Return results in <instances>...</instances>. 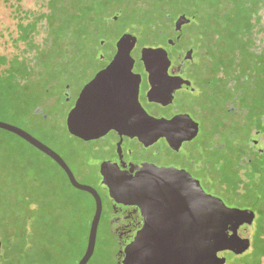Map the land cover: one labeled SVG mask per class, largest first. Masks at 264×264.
I'll return each mask as SVG.
<instances>
[{"label":"trees","instance_id":"obj_1","mask_svg":"<svg viewBox=\"0 0 264 264\" xmlns=\"http://www.w3.org/2000/svg\"><path fill=\"white\" fill-rule=\"evenodd\" d=\"M118 2L120 5L113 7H124L121 0ZM245 2L132 0L125 7L130 11L135 9L138 25L131 28L139 34L140 41L142 39L140 45H158L161 38L166 42L175 18L179 15L185 18V37L191 42L187 48H194L193 60L201 63L195 67V73L188 74L201 90L195 97L194 108L202 122V132L196 141V160L202 166L212 164V174L203 180L207 186L210 185L208 180L216 177L218 185L215 190L233 201L235 206L255 210L253 256L257 264H261L264 256V143L259 140V133L264 132V53L247 46L245 38L250 20L243 21L241 16V5ZM73 3L67 19L52 18V24L57 30L56 27L61 28L65 22L64 27L70 28L74 38L72 45L78 47L85 34L95 39L99 36L96 30L99 14L108 12L110 6L107 0H73ZM58 5L56 0L52 1L54 10ZM46 13L48 11L43 14ZM40 22L44 28L46 22ZM20 26L26 38L32 37L38 28L37 22ZM17 70L21 79L10 77L0 89L13 85L20 87L19 107L23 118L28 119L32 114L43 121L34 110L41 107L50 111L45 103L52 99L54 88L63 87L67 82L66 74L58 64L48 66L36 75L39 79L33 86L28 83L33 68L24 65ZM212 140L223 142V145L213 147ZM14 178L5 182L0 179V239L3 243L0 264H42L49 256L43 240L55 221L52 217L49 222L43 219L44 213L52 211L53 199L49 197L52 189L43 193L36 186L33 189L30 180ZM35 216H38L37 223Z\"/></svg>","mask_w":264,"mask_h":264},{"label":"water","instance_id":"obj_2","mask_svg":"<svg viewBox=\"0 0 264 264\" xmlns=\"http://www.w3.org/2000/svg\"><path fill=\"white\" fill-rule=\"evenodd\" d=\"M184 22L185 18L180 16L176 28ZM137 41V36L131 32L120 37L111 63L86 84L69 111L68 131L84 139H95L111 128H118L146 145L165 136L172 146L177 143L174 147L178 148L184 140L197 136L199 126L193 121L194 125L188 124L185 119H192L187 114L166 119L143 110L138 100L141 77L132 72L135 60L131 52ZM191 54L192 51H188L186 59L191 58ZM142 61L152 85L149 99L172 102V87H181L186 81L169 76L167 51L145 47ZM0 129L20 136L53 158L66 171L75 188L94 197L95 211L87 247L78 263L87 264L95 252L103 210L98 191L79 182L62 156L27 130L2 120ZM103 183L108 185L117 203L137 205L145 218L144 227L125 249L124 264H225L226 257L220 253L231 250L243 254L251 247L250 237H240L238 229L254 223L255 210L228 206L222 198L208 193L201 182L184 169L144 164L136 174L117 171L111 178L105 177ZM2 245L0 239V250Z\"/></svg>","mask_w":264,"mask_h":264},{"label":"rangeland","instance_id":"obj_3","mask_svg":"<svg viewBox=\"0 0 264 264\" xmlns=\"http://www.w3.org/2000/svg\"><path fill=\"white\" fill-rule=\"evenodd\" d=\"M52 1L0 0V56L7 57L5 59L0 57V85L6 84L7 79L13 76L21 79L17 69L27 65L33 68V75L28 83L34 86L33 83L39 79L36 76L38 73L44 72L48 66L53 67L58 64L66 74V83L72 86V94L65 93L62 87L54 88L51 93L52 99L45 103L50 109V113L41 107H36L34 110L41 118L43 117L42 121L39 117L33 116L32 112L29 113L31 117L23 118V111L19 107L22 98L21 88H17L16 85L13 87L4 86L0 89V120L27 130L58 154L71 157L70 162L74 166L78 181L93 186L96 184V178L86 176L83 166L88 161L83 153L88 152L90 146H84L69 133L66 119L78 92L98 72L103 62L110 59V54L105 49H95L94 38L88 40L89 42H85V39L81 38V44L78 47L72 45L71 42L74 38L72 39L70 28L64 27L66 26L65 22L62 23L61 28L57 26V30H54L55 25L52 24V18L61 17L62 21L67 19L70 11L73 10L74 3L73 0H61L60 2L56 0L59 5L54 10ZM107 1L110 7L108 12L103 13L106 17L117 13L119 8L123 9L120 19L111 26L106 22V17L100 18L102 35L110 41V44H114L124 30L138 24L135 22V9L130 11L127 7H118L120 5L118 0ZM113 5L118 6L113 7ZM47 11L48 13L43 14ZM241 16L243 21L250 20L248 36L244 37L247 40V46L252 50L264 53V0H246L241 5ZM216 18L219 19L217 16ZM42 20L46 22L44 28L42 27L43 23L40 22ZM34 22H37L38 26L33 32L35 38L34 35L26 38L20 25H33ZM173 24L169 27V33L172 32ZM56 36L59 37L58 40L55 39ZM159 42L164 44L165 38L159 39ZM142 43L141 39L140 44ZM84 44L91 45V47L84 48L82 46ZM190 44L191 42L186 40L185 45L181 44L183 46L176 48V52ZM100 53L105 56L103 61L97 57ZM10 84L13 83L10 82ZM33 86L31 87L33 88ZM69 97L73 99L66 101ZM11 102L13 107H11ZM254 133L257 134L256 131ZM259 140L264 143V132L259 133ZM212 142L213 147L223 145V142L218 140H212ZM195 148L196 145L194 148L185 147L181 154L195 156L196 153L193 152ZM12 177L19 181L30 180L33 189L36 186L43 193L48 188L52 189V193L49 195L53 199L52 211L48 213L49 215L44 213L43 219H47L49 222L52 217L55 218V221L52 229L50 226L47 229L46 239L43 240L49 256L42 264H78L86 251V237L95 211L93 196L86 191L74 188L60 166L47 154L20 136L0 129V179L2 178V182H5L11 180ZM204 178L201 182L208 193L222 198L228 206H235L233 201L215 190L218 185L216 177L213 180H208L209 186L203 181ZM37 219L38 216H35V223L38 222ZM255 230L256 221L245 231V235L250 237L252 242L249 250L239 256L226 253L228 260L225 264H245L246 261H249V264H257L253 256ZM111 240L110 229L99 227L96 250L88 264H110L108 250L111 249L109 245ZM261 264H264V256L261 259Z\"/></svg>","mask_w":264,"mask_h":264},{"label":"flooded vegetation","instance_id":"obj_4","mask_svg":"<svg viewBox=\"0 0 264 264\" xmlns=\"http://www.w3.org/2000/svg\"><path fill=\"white\" fill-rule=\"evenodd\" d=\"M121 1L125 7V5L132 0ZM122 13L123 9L111 17H106L103 14H99V17H106V22H108L109 26H111V24L116 23L120 19ZM180 16L181 15L177 16L173 21L174 24L172 23V32L168 34L166 38L167 41L162 45H140V36L137 32L133 31L132 28L124 30L121 36L126 32H131L138 38L137 44L131 52V55L135 60L132 67V72L134 74L140 75L141 77L139 82L138 100L143 110L154 117L166 119H172L178 115L187 114L192 120L186 118L185 121L191 125L193 122H196L199 126V132L197 136L191 140H184L181 145L176 148L174 146H176L177 143L172 146L165 136L160 137L157 141L150 145H146L138 137H132L128 134L122 133L118 128H111L107 131V133L95 139H84L69 132L80 142H82L84 146H90V150L83 153L84 157L88 159L86 164L84 163L83 166L86 176L96 178V184L93 185V187L98 191L103 202V210L101 219L99 221L98 230L101 226L110 229V234L112 237V240L109 243L111 249L108 250V260L110 264H124L126 257L125 249L127 245L133 241L137 232L144 227L146 222L141 209L137 205L117 203L111 197L110 188L107 184L103 183L105 177L111 178V175H114L117 171L136 174L144 164H152L157 167H173L176 169H184L193 177L197 178L200 182L202 181V178L205 177L204 179H206L208 175L212 174L211 162H209L207 166H202L201 164L197 163L195 154L196 148L195 151L193 149L195 156L181 154V151L185 147L194 148L196 145V141L202 132V122L194 110L195 97L201 93V90L199 87H197V85H195L194 81L188 77V74L196 72L195 67L199 66L201 63L193 60L194 48L192 47L187 48V46H184L182 49H180V51L176 52V48H180L186 43L184 32V26L186 23L182 24L180 28H176V22ZM100 18L97 20L96 24V30L99 33V36H97L96 39H93L95 45L94 47L98 50H107L110 54V59L107 62H103V65L98 69V72L105 69L113 60L117 53V42L121 37L120 36L117 41L114 42V44H110V41L101 33L102 25H100ZM91 38L92 37L87 34H85L83 37L85 42H89L88 40ZM82 46H84V48L91 47V45L88 44H84ZM145 47H159L165 49L170 59L168 69L169 76L175 79L181 78L186 81L183 85H181V87H172V102L163 103L161 101L149 99L148 93L151 90L152 85L149 82V73L145 67V63L142 61V50ZM172 50L175 52L174 54L172 53ZM188 51H192V54L191 58L186 59ZM97 57L101 61H103L105 58L103 53L98 54ZM97 73L94 74L92 79L97 75ZM83 89L84 87L81 88L75 97V100H73L72 108L74 107ZM62 90L65 93L67 92L69 95L72 94V86L69 83H65L62 87ZM71 99L73 98L69 97L66 101H70ZM73 150L76 151L75 149ZM62 158L68 164L77 179L74 166L70 162L71 157L62 156ZM58 166L60 165L58 164ZM60 168L64 172L66 178L69 180L66 171L61 166ZM201 185L204 188L202 182ZM249 226L251 225L240 226L238 229V234L240 237H248L245 235V231L248 230ZM229 233H232V231H229ZM226 253H232L237 256L244 254H236L231 250L220 253V255L226 257V262L228 260Z\"/></svg>","mask_w":264,"mask_h":264}]
</instances>
